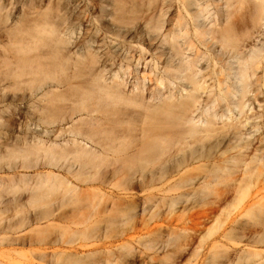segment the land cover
Instances as JSON below:
<instances>
[{"label":"bare ground","instance_id":"6f19581e","mask_svg":"<svg viewBox=\"0 0 264 264\" xmlns=\"http://www.w3.org/2000/svg\"><path fill=\"white\" fill-rule=\"evenodd\" d=\"M178 1L182 10L176 12L170 26L163 31L154 27L151 42L157 45L152 47L155 55L144 63L146 67L150 64L151 72L143 65L146 69L139 67L152 76L141 71L133 86L127 84L130 76L122 70L125 81L119 74L105 79L106 70L104 74L97 68L98 61L93 56L72 57L61 37L53 38L54 45L48 50L32 56L22 40H17L20 47L8 52L7 57H3L1 49L0 86L6 81L10 82L4 85L6 88L32 84L37 93L43 85L47 86L42 100L55 94L60 109L67 101L63 107L71 104V116L66 120L75 115L79 119L70 120L71 125L79 126L73 130L68 127L71 138L60 141V145L48 146L41 140L43 148L48 146L42 150L43 157L46 154L51 159L47 158L51 169L58 167L62 174L53 170L40 176L38 173L36 180L29 183V175H19L18 171L22 181L18 177L16 180L23 183L21 189L16 186L22 191L18 195L16 191L8 193L14 191L18 182L12 180L14 184L7 186L6 181L8 190L5 183H0V192L5 190L8 198L12 194L6 202L2 198L5 194L0 193V264H57L59 260L70 264L77 254L71 253L73 248L59 250L63 243L61 234L76 232L89 216L105 217L115 208L123 213L125 204L130 205L136 217L156 205L165 207L166 216L208 219L210 212H194L188 205L178 210L174 207L194 202L195 196L199 198L198 190H209L218 184L228 188L214 193L212 203V198L207 201L218 205L215 214L221 217L219 222L225 224L229 220L235 224L231 230L239 235L238 243L243 237L249 238L245 246L248 260L251 264H264V43L259 48L254 45L264 25V0H222L223 5L207 22L202 17L205 11L195 0ZM2 9L0 5V12ZM118 17L117 23L123 25L121 15ZM10 30L5 33L10 35ZM47 32L48 36L55 34L52 29ZM6 34L7 38L11 36ZM57 42L61 48L56 47ZM139 49V59L146 61L148 52L145 57V50ZM139 68L135 69L137 73L134 71L137 76ZM56 101L53 107L51 103L48 106L57 109ZM254 104L260 109L254 115L258 121L249 122L246 112ZM63 110L58 113L64 115ZM235 112L237 119L233 118ZM62 115H57L60 120L65 119ZM98 121L106 122L104 129H99ZM246 125L249 129L243 132ZM63 129L60 133L64 136L68 130ZM25 145L27 149L21 152H25L24 158L34 147ZM99 167L105 172L101 185L82 188L73 183L80 180L85 185ZM143 170L145 177L141 175ZM138 183L142 186L137 187ZM137 193H144L143 197ZM209 203L207 207H213ZM139 220L146 224L143 216L136 220L138 224ZM53 232L60 234L51 238Z\"/></svg>","mask_w":264,"mask_h":264},{"label":"rangeland","instance_id":"374dc122","mask_svg":"<svg viewBox=\"0 0 264 264\" xmlns=\"http://www.w3.org/2000/svg\"><path fill=\"white\" fill-rule=\"evenodd\" d=\"M195 1L198 7L200 9L203 8L205 11L202 14L204 22L209 20L210 15L211 17L214 16V13H217L215 11L223 5L222 0ZM0 5L3 8L0 12V51L1 49L4 50V52L1 51L3 57H7L8 52H12L14 48L19 46L20 42L17 40H22L24 45L23 43L21 45H23L24 48L26 47L28 55L32 56L48 50L50 45H54V41L52 42L51 40L61 37L63 38V42L65 41L64 43H67L65 46L69 49V54L72 57L79 56L80 54L93 56V58L98 61L99 67L97 68H101V72L106 70L107 78H105V72H103L104 74L102 73L104 76L103 78L109 79L112 74H119L118 76L122 79L127 75L126 73H128V77L136 75V77H129V79L125 77L128 82L127 84L131 83L129 86H133L137 81V77H140L139 74H142V72H147V76H152V73L149 74V72H151L149 67L150 64L146 67L144 63L155 55L152 47L154 48L157 45L151 42V38L155 36L153 32L155 29L154 27L159 26L162 31L167 29L173 22L176 12L182 10L178 0H0ZM119 15H121V18L124 20L123 25L118 24L116 21ZM8 29H11L10 31L13 36L15 35V37L12 38V34L10 33L11 36L8 34L12 38V41H9L10 37L7 38L5 36V32ZM50 29L55 31L54 36H48V32L46 33V31ZM260 31V37L254 43L258 48L264 43V25L260 28ZM58 42L55 44L56 47L59 45ZM60 44L64 46L62 43ZM65 48H62L63 51ZM139 48L145 50L143 51L145 57H149L146 58V61L139 59ZM67 49H65V51H67ZM135 49L136 51L138 50L139 53L138 51L136 52ZM145 52H148L149 55L147 54L146 56ZM131 55L137 58H131ZM9 56H11V53H9ZM127 58L131 61L134 59L136 62L133 61L134 63H131L129 61L131 66ZM148 63L151 62L149 61ZM133 64L135 68L131 69V67H134ZM135 64H138V66ZM142 65L149 69V72L148 70H142L146 69ZM126 66L129 67L128 69H131L129 71H132V75L130 72H126L128 71ZM137 68L140 69L138 76L135 71V69L138 71ZM121 70L125 72V76L122 74ZM1 71L3 72V70ZM134 71L136 72L135 74ZM1 77L2 76H0V78ZM6 83L3 84L7 86L10 82L6 81ZM4 85H2L3 87L0 86V183H5L6 187V181H8L7 186L9 183L10 186L13 181L18 182V180H20V176L18 177L19 173V175L22 174L23 176L29 175L30 177L27 176L30 180L29 183L36 180L38 173L40 176V174L42 175L44 172L46 173L53 170L54 172L62 174L63 172L59 171L62 169L58 170V167L56 170L54 167L51 169V161L50 163L48 162V159H51L48 158L46 154H44L47 160V162H45L46 160L42 155V150L44 151V148L50 145L49 143L54 145H60L59 143L62 144V142L64 143L65 140L71 138L70 132L79 126L77 123H74L75 127L71 125L73 123H71L70 120L73 119L72 122H75L79 119V117L75 115L72 119L66 120V117L70 115L69 110L71 104L70 106L68 104L67 108L63 107L67 105V101H65L66 105H61V109H65V111L63 110L64 117V115H62L63 112L58 113L61 109L59 108L60 103L55 100V94H49L42 100V94L48 90L47 86L43 85L41 89L39 88L40 90L38 89L40 92L37 93L36 88H31L32 84H30V86H23V84L11 85L12 87H7L8 89ZM3 88L6 89L3 90ZM51 96L54 97L52 98L53 101H56L54 104H59L54 107H58L60 110H57L58 108H50L51 106L53 107V101L50 102V107L48 106L50 103L48 104L47 101L51 100ZM49 108L54 114L49 112ZM252 108L251 111L248 110L246 112V116L250 117L248 120L249 122L258 121L254 119V115L255 112H259L260 109H258L256 104H254ZM41 110L43 111L40 113ZM54 110H56V114L58 113L57 115L61 114L65 118L63 120L67 122L60 120ZM235 115H233V118L237 119L239 116ZM81 118L85 119V116ZM98 122H101L102 125H100L99 129L106 124V122ZM70 126L72 130L70 129L71 131L69 132L68 127ZM61 128H67L66 130L68 131L66 135L63 136V133H60L62 130ZM247 129H249L248 125L243 127L242 131L247 132ZM101 136L100 138L103 139V135ZM36 138L41 139L37 140ZM24 140L25 142H23ZM41 140L48 143L44 148L42 146L44 143L42 144ZM33 141L39 144V150V146L37 147L36 144H32ZM25 143L28 145L31 143L32 145L30 146L34 145V147H28L30 148V150H28L30 152L27 153L29 155L24 158L23 154L25 152L23 154L21 152L27 149ZM36 147L37 151L34 149ZM55 148L56 147H54V149ZM45 163H48L47 167ZM20 164L24 169L19 166ZM62 164L60 163V166H63ZM102 167L105 169L104 166ZM18 171L19 173L17 174ZM145 171L147 172L146 175H148L150 168H146ZM145 171L143 170L141 173L143 177H145ZM103 172L104 171H101L99 167L97 174L90 180L91 182L89 181L84 185V183L78 180L73 181V183H76L78 186L80 185L79 187L82 188H86V186L96 187L103 183L102 180H104V178H101L105 173ZM13 174H16V176ZM16 178L18 180H16ZM21 181L22 180H20V182ZM20 184L18 182L15 187H13L14 191L8 193H14L15 191L17 195L18 193L20 194V192L22 193V191L16 189L17 187L19 189L23 188V183L21 186ZM138 185L142 186L141 183H138L137 187ZM8 188L10 190V187ZM227 188V185L218 184L213 187L211 186L209 190H198L199 195L197 194V196L199 198L195 196V200L192 199L194 202L192 201L191 203L190 201L184 205L174 207V209L178 210L182 207L187 208L186 206L188 205L194 212L195 210L196 212L207 211L210 212L207 215L210 219H205V216L195 217L194 220H189L185 216H166L165 207H157L155 205L150 212L148 211L142 215L147 225L144 223L141 224L142 220H139L140 223L138 224L136 220L142 219V216L136 217L134 210L131 209L130 205L125 203L123 206V213H121L122 211L117 212V208H115L116 210L111 208L112 210L104 215L107 218L92 212L95 214L93 216L94 218L90 219V216L89 218L87 217L86 220H88H85L86 224L79 226L75 230L76 232L66 233L65 235L61 234L63 235L61 236L63 243L60 244L62 246H58L60 247L59 250L63 249L62 251H67L69 249L70 251L73 248L71 253H76L77 256L72 257L74 261H71L70 264H251L248 260V253L246 250L248 248L245 247L247 246L246 241H248L249 238L247 239L246 237L245 239L243 237V239L241 238V240H243L240 242L241 244L238 243L237 239L239 235L235 230H231L235 224L229 220L226 221L225 224H222L221 221L219 222L221 217L219 218V216L215 214L217 213V207L215 206L217 204H211L215 200L214 198L216 195H214V193H219L222 189L225 190ZM184 191H186V188ZM184 191L181 190V192ZM2 192L5 194V190ZM2 192L0 193L2 194ZM16 194L13 195L16 196ZM143 194L144 193H137V195H141L140 197H143ZM5 195L2 197L3 201L9 202L7 199L12 198V194H10L11 196L9 198V195ZM4 197H6V199ZM211 198L213 200L210 201ZM207 199L211 203H209ZM202 200L203 204H201ZM0 201L3 203L2 200ZM189 203H191V206H189ZM207 203H209L208 206L211 204L210 206H213L211 208L214 209L207 207ZM114 212H117V214ZM213 213L215 214L214 218L212 216ZM199 218L202 219L200 220ZM218 223L219 225L221 224V226L223 225L222 229L221 227L219 228ZM228 230H230V232ZM57 234L59 235L60 232H53L51 238L55 237ZM49 250L51 251V249ZM23 261L26 262V260ZM57 264L69 263L59 260Z\"/></svg>","mask_w":264,"mask_h":264}]
</instances>
